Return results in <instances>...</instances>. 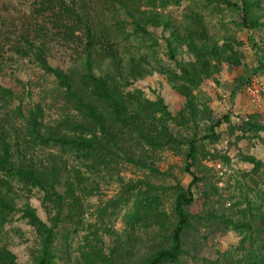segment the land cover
Segmentation results:
<instances>
[{"label": "rangeland", "instance_id": "obj_1", "mask_svg": "<svg viewBox=\"0 0 264 264\" xmlns=\"http://www.w3.org/2000/svg\"><path fill=\"white\" fill-rule=\"evenodd\" d=\"M32 2L0 0V28L6 31L0 34V86L12 92H2L4 98L11 108L20 105L23 114L43 104L45 131L56 125L63 130L72 117L79 122L82 109H74L50 73L58 69L99 113H106L108 122L119 120L111 132L127 153L113 148L112 156L100 160L94 151V193L85 196L83 220L76 219L64 234L59 232L61 224L55 225L56 202L44 206V194L36 186L29 192L16 189L14 211L2 208L1 254L11 264H38L43 256L42 227L23 215L25 204L44 229L57 230L56 247H49L41 260L46 264H78L76 259L85 255L83 264H143L158 248H169L175 197L192 178L183 169L186 140L209 133L211 122L224 114L229 120L216 128L217 137L198 144L194 171L200 180L191 187L192 204L183 206L188 224L182 251L176 261L162 264H213L222 257L232 264L251 245L262 247L264 254V130L241 131L248 120L264 127V69L253 72L257 56L264 55V0L251 7L257 17V27L251 30L240 25L239 9L223 0H62L56 11L64 14L63 22L54 21L50 11L41 17L33 13ZM135 9L145 12L140 17L144 32L135 28ZM194 18L212 37L198 41L216 51L208 56L205 48L206 59L173 36L182 24L184 33ZM25 32L30 34L28 42L21 37ZM91 35L97 38L93 57L86 47ZM90 74L105 78L113 88L124 120L116 119L112 104L97 96ZM241 79L248 81L237 89ZM136 110L138 118L133 116ZM8 114L22 127L15 111ZM148 114L155 116L154 123L138 124ZM79 124L84 136L95 132L98 142L103 137L94 121ZM167 135L172 136L169 143ZM72 141L37 143L43 150L38 155L77 166ZM130 154L133 161L128 160ZM250 157L261 162L257 172ZM48 197L55 200V193ZM79 240L85 241L82 246Z\"/></svg>", "mask_w": 264, "mask_h": 264}, {"label": "trees", "instance_id": "obj_2", "mask_svg": "<svg viewBox=\"0 0 264 264\" xmlns=\"http://www.w3.org/2000/svg\"><path fill=\"white\" fill-rule=\"evenodd\" d=\"M61 1L62 0H33L32 12L41 17L44 16L47 11H50L54 21L63 22L64 14L56 11V8H59L58 5L62 4ZM168 1L176 2L178 0ZM223 1L227 6H232L239 9V20L241 26L250 30L257 27V17H254L251 14V7H253L255 4H259L260 0H238V2H233L231 0ZM51 11H53V13ZM144 13L145 12L142 13L138 11V9H135L133 13L131 12V17H133V21L135 22V28L143 32L145 29L140 17H142ZM152 13L156 19L159 18L161 20V17L158 13ZM154 24L157 23L154 21ZM203 26V24H199L197 18H194L190 20L186 26H184V33L182 24L181 32L173 36L180 42V44L187 45L188 48H190L196 55H199L202 59H206L207 56L205 48L208 47V56L215 54L216 51L212 46L207 45L208 43L206 42L202 43L201 45L198 44V41L200 40L210 41L212 39V37L209 36L208 31H206ZM5 33L6 31L0 28V34L4 35ZM11 33L12 32H10V34ZM29 35L30 34L25 32L21 34V37L25 42H28L30 37ZM18 39L20 40L19 37ZM232 40V36L227 39V48L231 46ZM96 41L97 38H95L94 41V35H91L86 42L87 55L89 57L94 56L92 49ZM253 44L256 46L255 41H253ZM113 53L114 56H116L118 49L116 48L113 50ZM257 63L258 64L253 69V72H258L264 69V55L257 56ZM50 73L57 80L59 88H63L65 93L71 97L68 99V101L72 102L74 109L75 107L77 109V106L82 109V118L79 119L78 122L76 117H72L70 120L71 124L65 126L63 130L61 126L56 125L54 127L55 130L52 129L50 131H45V129L43 130L45 125L43 122L45 109L43 104H36L29 108L26 114H23L20 105L11 108L10 104H8L7 100L4 98L5 96L2 94V92H4L5 94L10 95V93L12 94L11 90L0 86V102L2 103H0V111H2V116H0V209L5 207L4 209L7 208L8 212L11 210L14 211V208H16V201L19 198L16 189L19 191L29 192L31 188L36 186L42 191V194H44L41 198V202L42 204L44 203V206H47L48 204H54L56 202L55 204L57 205V213L55 215L54 221L55 225L57 226L61 224L60 228L62 230H59V232L64 234V230L66 232L71 230L70 227L75 224L76 219L83 220L82 216L87 212V209H85L86 205L84 204L86 199L85 196L90 193H94V151H99L100 160H102L112 156L113 151H111V149L113 148L119 150L120 153L122 149L126 153L127 150L124 149L120 143L119 144L121 147L119 146L118 142L116 141V137L111 132L113 123H118L119 120L108 122V116L106 113H102L107 117L104 119V116L98 112L94 106V103L90 101L83 90L77 91V88L72 86L71 82L60 70L53 69ZM89 78L93 83L92 85L97 96L99 98H103L105 101H109L112 104L116 112V114H114L116 119H123L121 116L123 108H121L118 103V100L120 101L121 99L115 97V92L107 80L103 77H96L93 74H90ZM246 81H248V79H241L237 84V89L242 87ZM122 93L121 96H124ZM235 93L236 90H232V97H234ZM14 111L16 112V115L23 119L22 127H18L17 125L13 124L14 121H10L11 114L7 115V113ZM139 114L140 113L138 110H136V112L133 113L134 118H138ZM87 119L94 121V125L98 124L100 126L103 137L99 142L96 141L95 132L90 137L83 135L86 131L85 128L82 130L83 125L79 123L85 124ZM154 120L155 116L148 114L146 119H144V121H138V124L142 126H149L154 123ZM228 120L229 117L227 114L215 118L214 121H212L209 125V133L202 135L200 138L191 137L186 140L187 149L184 155L183 169L185 172L191 175L192 178L185 190L177 193L175 197L173 212L176 216V223L171 231V246L169 248H158L149 259L143 262V264H162L167 261L173 262L178 259L182 251V234L188 224V215L185 213L183 206L192 204L194 195L191 187L192 185L199 183L200 180L194 171L195 157L197 154V148L199 146L198 144L207 139H215L217 137L216 128ZM87 124L91 125V123ZM73 129H75V131L71 132ZM262 129L264 130L263 125L253 122L252 120H248L244 126H241V131L244 132L247 130L257 131ZM78 130L82 131L78 132ZM61 131L67 132L68 134L66 135L70 137L66 138L64 136L65 133ZM171 137V135L166 136L168 143L172 141ZM36 140H38V142H35ZM50 140L54 142H61V140H73L72 147L76 151V156L74 157L78 162L77 166L73 165L71 167L70 163L68 164L67 161L59 163L53 160V157L50 158L48 154H43L42 157L39 156L38 153L43 150L38 148L37 143H40L41 146H44ZM87 155H90L92 158L86 157ZM131 156L132 154H130L128 160L133 161ZM46 158H50L51 160L48 161ZM86 160H88V162ZM248 160L254 163L255 169L253 171L257 172L261 162L254 160L252 157L248 158ZM64 171L66 173H63ZM100 171L104 172V169L101 165ZM57 187H59V191L57 190ZM49 192L55 193V200H52L48 197ZM21 209L23 211V215L28 216V220L31 219L32 222H37L42 227L41 237H43V246L46 247V249L44 248L45 251L41 253V256L43 255L41 260H43L46 256L45 254L50 251L49 247H56V239H54V237L57 234V230L53 232L44 229V223L35 217L34 211L29 204L23 205V208ZM2 211L3 209L0 210V224L4 221L3 215L1 214ZM221 217L224 219V222H226L227 217L224 213L221 214ZM261 233L264 235V230H262ZM66 238H69V236L64 237V241ZM79 242L82 243V246L85 241L79 240ZM261 248L262 247L251 245L250 248L245 251V254H242L245 256H241L238 258L239 260H235V262L234 260H231L232 264H264V254H261ZM1 251L2 249H0V264H11V261H8L7 258L1 254ZM85 257L86 255L84 258ZM84 258L76 259L77 263L79 264L80 262V264H83L81 261H84ZM41 260H38V264L47 263V261L42 262ZM84 264L89 263L84 262ZM213 264H226V261L222 257Z\"/></svg>", "mask_w": 264, "mask_h": 264}, {"label": "built area", "instance_id": "obj_3", "mask_svg": "<svg viewBox=\"0 0 264 264\" xmlns=\"http://www.w3.org/2000/svg\"><path fill=\"white\" fill-rule=\"evenodd\" d=\"M250 88H248V90H249Z\"/></svg>", "mask_w": 264, "mask_h": 264}]
</instances>
